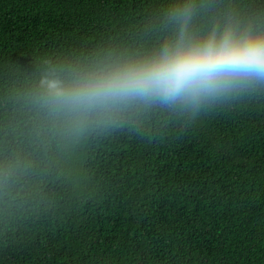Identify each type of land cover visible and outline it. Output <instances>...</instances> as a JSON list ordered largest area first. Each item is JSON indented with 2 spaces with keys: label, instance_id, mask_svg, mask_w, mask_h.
<instances>
[{
  "label": "trees",
  "instance_id": "1",
  "mask_svg": "<svg viewBox=\"0 0 264 264\" xmlns=\"http://www.w3.org/2000/svg\"><path fill=\"white\" fill-rule=\"evenodd\" d=\"M226 29L264 0H0V264H264V83L56 109L71 83Z\"/></svg>",
  "mask_w": 264,
  "mask_h": 264
},
{
  "label": "clouds",
  "instance_id": "2",
  "mask_svg": "<svg viewBox=\"0 0 264 264\" xmlns=\"http://www.w3.org/2000/svg\"><path fill=\"white\" fill-rule=\"evenodd\" d=\"M264 83V35L231 29L186 39L156 54L119 64L71 83L43 82L56 109L87 111L132 100L198 102L237 88Z\"/></svg>",
  "mask_w": 264,
  "mask_h": 264
}]
</instances>
